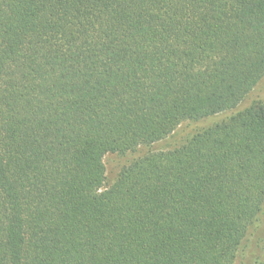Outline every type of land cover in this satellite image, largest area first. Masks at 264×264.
<instances>
[{
    "label": "trees",
    "instance_id": "1",
    "mask_svg": "<svg viewBox=\"0 0 264 264\" xmlns=\"http://www.w3.org/2000/svg\"><path fill=\"white\" fill-rule=\"evenodd\" d=\"M263 78L264 0H0V264H236ZM141 148L108 185L106 155Z\"/></svg>",
    "mask_w": 264,
    "mask_h": 264
},
{
    "label": "rangeland",
    "instance_id": "2",
    "mask_svg": "<svg viewBox=\"0 0 264 264\" xmlns=\"http://www.w3.org/2000/svg\"><path fill=\"white\" fill-rule=\"evenodd\" d=\"M254 102L264 103V78L240 105L239 110L250 106ZM229 114H221L199 122H184L167 139L152 146L153 151L173 150L184 144L187 139L203 129L225 119ZM146 149L141 148L136 153L127 156L108 154L104 158L106 166L107 184H112L118 177L121 169L132 160L138 158ZM264 263V213L252 228V234L244 242L236 264H263Z\"/></svg>",
    "mask_w": 264,
    "mask_h": 264
}]
</instances>
